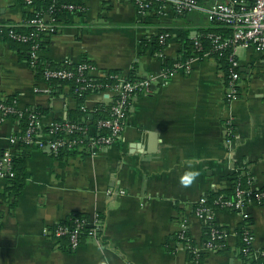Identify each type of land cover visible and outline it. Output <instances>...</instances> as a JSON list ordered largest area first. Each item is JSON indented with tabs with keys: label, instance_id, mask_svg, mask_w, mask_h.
I'll return each mask as SVG.
<instances>
[{
	"label": "crops",
	"instance_id": "0c3cea01",
	"mask_svg": "<svg viewBox=\"0 0 264 264\" xmlns=\"http://www.w3.org/2000/svg\"><path fill=\"white\" fill-rule=\"evenodd\" d=\"M199 3L206 7L210 0ZM83 4V14L57 17L58 31L44 37L41 56L56 65L87 61L94 74L134 72L138 82L154 81L132 101L119 141L97 156L72 152L58 158L47 147H12L11 137L22 128L0 114V158L10 148L14 155H26L19 196L0 180V264L255 263L264 248V204L249 208L248 222L218 210L216 225L228 230L226 248L205 253L200 261L180 248L176 236L185 221L194 243L203 245L209 227L195 215L202 197L230 190L237 178L253 189L264 188V53L234 48L241 89L239 100L228 105L226 69L213 56L193 51L206 30L218 28L204 11L179 15L167 3L139 14L135 0ZM31 16L24 0H0V96L13 97L21 111L46 109L40 120L45 134L80 105L68 84L54 100L50 83L29 66L26 48L4 39V29ZM161 34L167 40L159 52L155 41ZM111 103V93L102 92L87 95L82 106L89 113ZM228 119H234L235 128L229 149ZM74 213L98 214L101 221L98 235L84 238L76 251L43 235V228ZM241 228L255 238L253 256L241 254Z\"/></svg>",
	"mask_w": 264,
	"mask_h": 264
},
{
	"label": "built area",
	"instance_id": "2783aa9c",
	"mask_svg": "<svg viewBox=\"0 0 264 264\" xmlns=\"http://www.w3.org/2000/svg\"><path fill=\"white\" fill-rule=\"evenodd\" d=\"M45 0H24V3L31 8L32 16L19 26H9L8 37L10 40L29 46L27 61L34 72H38V66L41 65L39 71L41 77L46 82L52 81L70 82L75 81L80 83V86L75 89L79 97H86L91 90H97L98 93L109 92L112 96V107L110 117L105 120H100L97 124L90 127H80L74 124L61 125L53 122L42 134V124L40 120L32 119L22 138L14 135L11 137V145H20V143L28 145H37L41 148L49 147L56 156L61 149L68 148L69 150L82 152L92 156H97L102 148H109L119 141L125 129L127 118L131 112L132 101L139 95L145 94L154 78L146 79L141 82H132L124 79L122 74H110L106 70L99 74H94V66L82 61L77 64L65 62L61 65H53L49 61L39 60L42 57L43 40L47 35L55 34L58 31L56 17L54 16L55 5L57 0H53L50 9L45 12L36 9V2ZM172 4L176 13L179 15L191 13L193 11H204L207 20L210 24H219L223 28L231 31L230 37L226 38L220 33H210L208 38L211 41L215 52H222L226 48H231L232 52L227 60L225 85H226V102L229 105L239 100L240 98V63L235 55L234 48L244 46L253 48L260 53H264V0H210L208 6H202L198 0H135L137 12L144 14L152 5L164 6ZM61 9L64 13L73 14L76 9L74 5L62 4ZM85 9H83L84 12ZM49 16L51 21H47ZM28 28L29 32H21L17 29ZM166 34L159 36V43L162 46L166 44ZM196 56L211 55L208 51H203L202 44L199 40L195 41ZM197 52H202L198 54ZM218 59L217 57H214ZM174 71V70H173ZM173 71H168V75ZM107 77L117 80L114 86H106L101 89V86L94 83V79ZM7 98L0 96V114L3 119L11 118L12 116L20 117L23 111L17 107L5 103ZM82 109L87 112L86 107ZM94 129V133L91 132ZM108 130L109 133L102 134V130ZM57 131H63L72 134L75 131H82L84 138L72 139L66 141L56 136ZM48 135L49 139H45ZM235 135L234 119L227 120L226 141L227 147L231 146ZM233 155V152H231ZM13 152L12 149L6 150L0 158V180L6 182L15 177L13 168ZM234 196L225 198L220 196L214 204L219 207L218 210L233 211L248 222L250 220L249 208L256 204H264V191L253 189L249 186H242L241 183H236ZM119 194H126L125 191H119ZM213 206L209 205L208 197H202L195 207V215L206 226L209 227V239L203 245H197L192 240L189 234V225L187 222H182L177 232V242L180 248L188 252L193 259L200 261L205 253H219L223 250L222 242H226L228 233L221 231L216 225V212L218 211ZM67 220V219H66ZM65 221V220H64ZM64 221L55 226H46L43 228V235L46 238L53 239L57 242L62 239L68 240V245L71 250H78L84 238H94L98 235L101 228V221L98 214L87 219L75 221V225L62 224ZM84 227L88 228L87 233L83 231ZM255 238L248 230L244 232L243 242L245 248L243 253L247 256L253 254V245ZM253 256V255H252ZM259 256L264 258V248L259 252Z\"/></svg>",
	"mask_w": 264,
	"mask_h": 264
},
{
	"label": "trees",
	"instance_id": "16d2710c",
	"mask_svg": "<svg viewBox=\"0 0 264 264\" xmlns=\"http://www.w3.org/2000/svg\"><path fill=\"white\" fill-rule=\"evenodd\" d=\"M83 2H84V0H57V3L55 5V10L56 11L54 12V16L57 18L62 13L65 12V11H63L61 9V5L62 4L74 5V7H76V9L73 11V14L81 15V14H83V9H84ZM52 3H53V0L38 1V2H36V9L37 10H43V11L47 12L50 9ZM211 25L217 26L218 28L217 29L206 30L203 33V37L201 39H199V41L202 44L203 51H208V52L211 53L212 56L217 57L218 61L220 63L219 64L220 68L226 69L227 60H228V57L230 56V53L232 52L233 47L226 48L222 52H215L213 50V46L211 44V41L209 40L207 35L210 34V33H220V34H223L226 38H228V37H230L231 31L228 30L227 28H223L219 24H211ZM17 30H19L21 32H29L31 29L21 28V29H17ZM8 33H9V29H4L3 37L6 40H10V38L8 37ZM12 42H14V41H12ZM155 42H156L155 45H157L156 49L159 52H161L166 46V45L162 46L159 43V37H157ZM14 44H17L16 46L19 47L22 51H25V48H26V51H28V53H29V46L28 45H21V44H18L16 42H14ZM193 49H194L193 50L194 53H196L195 46L193 47ZM197 53L199 55L202 54V52H197ZM44 60L46 61V59L41 57L40 60H39V64H41V62L44 61ZM53 65H56V64H53ZM40 68H41V65L38 66V73L37 74H39L41 76V72L39 71ZM110 74H121V73L119 71H116V70H111ZM133 74H134V72L130 73V75L125 77L124 79H126L127 81L138 82ZM94 83L96 85L101 86V89H102V88H104L106 86H114V85H116L119 82L117 80H114V79H111V78L100 77V78L94 79ZM65 84L66 85L67 84L70 85V87H71L70 88L71 89L70 90L71 91V95L78 99L80 106L76 110L71 111L69 113L68 117L65 120H57L55 122H57V123H59L61 125L74 124V125H77V126H80V127H90V126H93V125L97 124L98 121L105 120V119H108L110 117V110H111V107H112V103L109 106H107V105H99L94 111L89 112V113L82 109V103L84 102V98L85 97H79V95L76 94L75 89L80 86V83H77L75 81H70V82L52 81V82H50V85L52 87L51 95H52L54 100H56V101L59 100V94L61 93V86L65 85ZM93 93H98V91L97 90H91L89 95L93 94ZM5 103L17 107L16 106V101L14 100L13 97H8L5 100ZM46 113H47V110L43 109V108H37V109H30L29 108V109L24 110L22 116H20V117L12 116L11 118L17 120L19 122L21 128H22V133L20 135H16V136L19 137V138H22L24 136L28 126H29L30 121L32 119L41 120L42 117ZM91 116H92V118H91ZM89 118H91L90 119V125L88 124ZM47 131H48V129H47ZM101 133L107 135L109 133V131L104 129V130L101 131ZM56 136L61 138V139L66 140V141H70L72 139L84 138V133L82 131H75L72 134H68V133L63 132V131H57L56 132ZM19 146H20V148L25 149V148H28L31 145L20 143ZM72 152H74V151L69 150L68 148H66V149L64 148V149H61L59 151V154L57 156H58V158H63L65 155L71 154ZM25 158H26V155L24 153H19V154L17 153V154H15L13 156V168H14V172H15V177L12 178V179L7 180L8 181V185H7V188H6L7 192H9L11 195L19 196L21 194V192H22L23 187H24V184H25V160H26ZM238 182L241 183L242 186H247L246 185L247 183H245V181L243 179L237 178L230 190H227V191H224V192H220V193H216V194H211L208 197L209 205L213 206L215 209L218 210L219 207L217 205H215L214 202L220 196H224L225 198L233 197L234 193H235L236 185H237L236 183H238ZM260 190L264 191V188L260 189ZM87 218L88 217L86 215H82V214H79V213H74L67 220H65L62 224H64V225L65 224H70L71 226H74L75 225V221L77 219L83 220V219H87ZM218 229L221 230V231L222 230L226 231L228 233V230L225 229V228L218 227ZM83 231L85 233H87L88 228L84 227ZM209 233L210 232H209V229H208V235H207V238L204 241V243L208 241ZM239 235H240V245H241L240 246L241 247L240 251H241V254L246 257L247 255H245L243 253L245 245H244V242H243L244 230L242 228H241V230H239ZM62 241H65L66 243L68 242L67 238L66 239L65 238L62 239ZM222 244H223V250L222 251H224L225 248H226V242H222ZM253 264H264V258L263 257H259V259Z\"/></svg>",
	"mask_w": 264,
	"mask_h": 264
},
{
	"label": "water",
	"instance_id": "95a60500",
	"mask_svg": "<svg viewBox=\"0 0 264 264\" xmlns=\"http://www.w3.org/2000/svg\"><path fill=\"white\" fill-rule=\"evenodd\" d=\"M91 118H92V116H91ZM91 118H90V119H91ZM47 150L50 152V148H49V147H47Z\"/></svg>",
	"mask_w": 264,
	"mask_h": 264
}]
</instances>
